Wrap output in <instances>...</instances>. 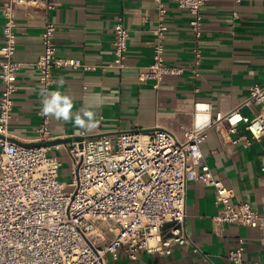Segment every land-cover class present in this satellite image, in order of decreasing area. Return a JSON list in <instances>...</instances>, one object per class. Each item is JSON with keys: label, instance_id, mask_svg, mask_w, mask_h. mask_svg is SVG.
Instances as JSON below:
<instances>
[{"label": "built area", "instance_id": "built-area-1", "mask_svg": "<svg viewBox=\"0 0 264 264\" xmlns=\"http://www.w3.org/2000/svg\"><path fill=\"white\" fill-rule=\"evenodd\" d=\"M153 1L158 12L153 61L141 79L159 89L167 75H181L186 69L198 78L203 58L198 43L189 66L167 63L168 7L166 0ZM172 1L189 11L190 30L198 40L203 32L202 7L209 0ZM20 7L37 8L47 16L56 4L55 0H4L3 4L0 134L5 138L0 137V264H107L109 256L119 258L121 248L131 259H137L141 251L170 255L184 245L200 252L186 228L187 188L192 180L215 188L216 203L221 206L213 217L215 223L257 227L264 241V213L248 201L234 202L233 189L203 162L202 151L211 129L225 137L237 132L243 123L253 139L264 136V84L254 85L249 97L227 111L214 113L211 103L196 101L193 125L182 137L165 128H128L116 134L81 131L80 139L67 148L72 170L71 181L66 182L60 179L62 160L49 153L52 146H25L7 139L22 68L15 59L16 10ZM57 28L54 21L46 19L41 33L43 52L36 65L42 89L51 90L57 68L87 72L125 66L130 33L123 15L113 27L114 59L108 64L58 56ZM244 106L259 109L250 117L242 112ZM41 116L37 141L50 140L51 117ZM231 141L245 147L251 143L246 136ZM246 248V239L239 238L228 258L241 263Z\"/></svg>", "mask_w": 264, "mask_h": 264}, {"label": "crops", "instance_id": "crops-1", "mask_svg": "<svg viewBox=\"0 0 264 264\" xmlns=\"http://www.w3.org/2000/svg\"><path fill=\"white\" fill-rule=\"evenodd\" d=\"M3 4L4 0H0V47L4 41ZM55 4L47 16L33 7L16 10L15 59L22 63V68L16 81L9 137L18 142H36L39 137L42 86L36 62L43 52L41 33L46 19L58 26V56L79 57L91 63L113 61V27L119 15H123L130 33L123 68L87 72L55 69V83L49 92L60 91L70 97L73 114L92 105L98 123L88 131L50 116V140L75 139L81 131L116 134L128 128L143 131L165 128L182 137L184 130L193 125L196 101L211 103L214 113L227 111L249 97L254 85L264 84V0H209L202 7L203 32L198 40L190 30L189 11L166 0L170 28L165 40L167 63L189 66L196 43L202 48L203 58L198 78L186 69L181 75H167L159 89L151 81L141 79L142 72L153 61V30L158 15L153 0H55ZM3 88L0 78V98ZM256 109L259 107L244 106L242 112L253 117ZM243 136L251 139L248 147L231 141ZM71 142L56 144L58 148L50 145L49 153L63 160ZM202 151L203 162L233 189V201H248L255 210L264 213V136L253 139L243 123L237 132L225 137L211 129ZM220 208L215 188L192 180L187 188L186 228L200 252H195L192 245H184L176 247L170 255L141 251L137 259H131L121 248L119 258L109 256L107 264H235L228 253L241 237L246 239L247 248L239 264H264L261 230L237 223H215L213 217Z\"/></svg>", "mask_w": 264, "mask_h": 264}, {"label": "clouds", "instance_id": "clouds-1", "mask_svg": "<svg viewBox=\"0 0 264 264\" xmlns=\"http://www.w3.org/2000/svg\"><path fill=\"white\" fill-rule=\"evenodd\" d=\"M59 85H63V79L59 80ZM41 114L45 117L51 116L57 120L72 122L74 126L91 131L97 127L95 113L92 111V105L82 110V112L72 113L73 103L70 97L62 94L60 91L49 92L47 89H41Z\"/></svg>", "mask_w": 264, "mask_h": 264}, {"label": "water", "instance_id": "water-1", "mask_svg": "<svg viewBox=\"0 0 264 264\" xmlns=\"http://www.w3.org/2000/svg\"><path fill=\"white\" fill-rule=\"evenodd\" d=\"M0 137L5 138L4 135L0 134ZM8 140L10 141H14L17 142L19 144L25 145V146H49V145H56L59 143H67V142H71L74 138H58V139H54V140H46V141H36V142H31V143H22V142H18L17 140L11 138V137H7ZM80 139L79 137H76L74 140Z\"/></svg>", "mask_w": 264, "mask_h": 264}, {"label": "rangeland", "instance_id": "rangeland-1", "mask_svg": "<svg viewBox=\"0 0 264 264\" xmlns=\"http://www.w3.org/2000/svg\"><path fill=\"white\" fill-rule=\"evenodd\" d=\"M63 160V167L61 170V177L60 179L66 182H70L71 181V161H70V157L69 156H64L62 158ZM147 179V177H146ZM110 236V235H108Z\"/></svg>", "mask_w": 264, "mask_h": 264}]
</instances>
